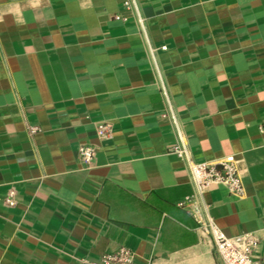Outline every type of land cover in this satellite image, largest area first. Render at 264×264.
Segmentation results:
<instances>
[{
  "label": "crops",
  "instance_id": "1",
  "mask_svg": "<svg viewBox=\"0 0 264 264\" xmlns=\"http://www.w3.org/2000/svg\"><path fill=\"white\" fill-rule=\"evenodd\" d=\"M137 1L143 27L124 0H0V264L119 246L133 264H224L179 205L195 187L162 84L196 161L234 155L242 194L205 199L227 235H256L262 264L264 0Z\"/></svg>",
  "mask_w": 264,
  "mask_h": 264
},
{
  "label": "built area",
  "instance_id": "2",
  "mask_svg": "<svg viewBox=\"0 0 264 264\" xmlns=\"http://www.w3.org/2000/svg\"><path fill=\"white\" fill-rule=\"evenodd\" d=\"M127 9H134L136 12V23L139 27L145 24V18L141 14L137 0H124ZM166 45L161 46L165 50ZM160 91L166 101V107L162 113L174 125L177 130L178 141L172 147L171 152L175 153L186 163L191 183L195 187L192 195L185 197L179 203L180 206L189 209L190 213L199 224V229L204 236L210 237L214 243L215 250L224 264H260L255 255V247L258 245V238L255 234L246 232L243 234L229 236L215 222L210 213V205L205 199V193L214 185L227 187L235 195H241L243 184L239 175L234 155H226L222 159L201 161L194 159L190 148L185 143L183 133L179 130V117L175 111L167 85L162 84ZM37 127H32L35 131ZM80 159L89 165L95 154L92 145H82L79 148ZM11 205L14 200H9ZM135 253L126 246H119L111 252L103 254L96 261H89V264H133Z\"/></svg>",
  "mask_w": 264,
  "mask_h": 264
},
{
  "label": "water",
  "instance_id": "3",
  "mask_svg": "<svg viewBox=\"0 0 264 264\" xmlns=\"http://www.w3.org/2000/svg\"><path fill=\"white\" fill-rule=\"evenodd\" d=\"M262 264H264V257H263V262H262Z\"/></svg>",
  "mask_w": 264,
  "mask_h": 264
}]
</instances>
